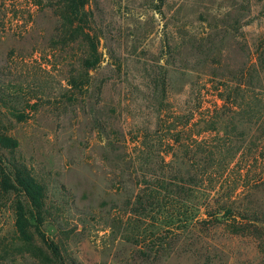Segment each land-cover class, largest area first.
Wrapping results in <instances>:
<instances>
[{
	"label": "rangeland",
	"instance_id": "374dc122",
	"mask_svg": "<svg viewBox=\"0 0 264 264\" xmlns=\"http://www.w3.org/2000/svg\"><path fill=\"white\" fill-rule=\"evenodd\" d=\"M61 2L0 0V94L35 105L22 122L6 113L17 146L3 154L44 187L42 231L61 256L53 264H264V222H136L140 246L123 240L127 222L112 227L162 157L167 130L190 114L189 125L198 121L221 104L215 88L258 63L264 0H88L99 63L81 78L86 46L62 33ZM261 159L250 160L237 199L264 218ZM14 201L0 193V264H41L7 247Z\"/></svg>",
	"mask_w": 264,
	"mask_h": 264
},
{
	"label": "trees",
	"instance_id": "16d2710c",
	"mask_svg": "<svg viewBox=\"0 0 264 264\" xmlns=\"http://www.w3.org/2000/svg\"><path fill=\"white\" fill-rule=\"evenodd\" d=\"M87 4L88 0H62L58 5L62 33L72 41L81 38L86 46L78 78L82 73L88 76L99 63ZM257 58L258 63L248 71L244 81L223 90L215 88L221 104H214L211 111L192 125H189L193 117L190 114L187 118L181 117L185 120H180V126L167 130L164 153L150 165L145 186L129 200L128 216L119 212L112 218V227L116 226L115 222H127L123 240L138 246L145 243L136 238L138 223L142 222H151L147 224L149 228L177 222L184 228L188 227V222L200 225L206 222H264L257 211L243 208L237 199L242 193L240 189H247L244 178L251 171L250 160L260 156L262 166L254 172L264 170V52ZM76 76L72 75V84ZM32 100L0 94V193L15 195V240L7 247L28 253L41 264H53L61 256L59 247L42 231L47 213L44 187L23 163L3 154L17 146L4 126L6 113L18 122L26 120L30 115L26 107L33 111L35 106L30 104ZM246 137L254 140L247 144L237 142L238 138ZM37 238L40 245H37ZM152 244L155 251L163 247L160 242Z\"/></svg>",
	"mask_w": 264,
	"mask_h": 264
}]
</instances>
